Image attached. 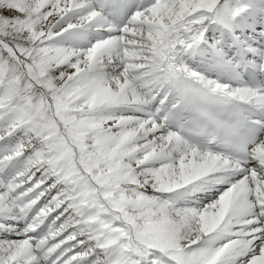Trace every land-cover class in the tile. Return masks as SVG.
<instances>
[{"label":"snow or ice","instance_id":"snow-or-ice-1","mask_svg":"<svg viewBox=\"0 0 264 264\" xmlns=\"http://www.w3.org/2000/svg\"><path fill=\"white\" fill-rule=\"evenodd\" d=\"M0 264H264V0H0Z\"/></svg>","mask_w":264,"mask_h":264}]
</instances>
